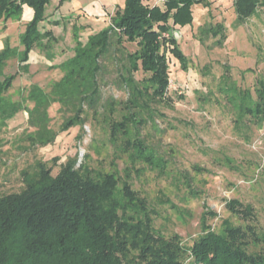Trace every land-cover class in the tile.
Masks as SVG:
<instances>
[{
  "label": "trees",
  "instance_id": "16d2710c",
  "mask_svg": "<svg viewBox=\"0 0 264 264\" xmlns=\"http://www.w3.org/2000/svg\"><path fill=\"white\" fill-rule=\"evenodd\" d=\"M49 3L0 0V21L21 18L24 6L34 11L19 38L23 50L17 53L6 41L0 51V124L26 112L33 130L24 134L23 149L32 151L53 145L60 134L77 127L81 130L77 139L82 142L85 126L91 128V120L102 118L111 143L127 156V165L120 171L113 163L112 171H104L92 167L85 155L83 160L75 156L58 165L56 175L58 159L53 166L36 161L22 170L23 189L0 193V264H264V235L254 226L251 205L228 202L227 208L247 225L224 221L220 232L205 225L207 216L216 214L207 211L202 217V234L186 244L179 234L167 236L155 228L156 211L134 190V173L139 176L143 169L165 168L142 130L148 119L155 123L157 115L163 117L156 106L170 100L167 53L182 70H189L190 60L174 35L175 27L192 26L193 8H210V1L125 0L110 24L89 36L86 43L74 26V55L59 65L63 76L48 91L32 84L25 97L10 100L8 93L20 71L28 70L31 52L38 47L48 49L56 41L52 31H40ZM233 7L242 24L258 15L264 0H234ZM199 33L203 45L213 38V45L221 48L227 39L220 23L201 28ZM126 42L136 44L137 50L129 52ZM14 58L18 72L5 74L8 61ZM111 71L127 99L105 98L104 79ZM226 91L236 94L230 96V103L238 126L247 118L264 124V79L255 90L256 99L234 86H227ZM55 104L62 118L57 129L50 116ZM258 245L263 247L251 251Z\"/></svg>",
  "mask_w": 264,
  "mask_h": 264
},
{
  "label": "rangeland",
  "instance_id": "374dc122",
  "mask_svg": "<svg viewBox=\"0 0 264 264\" xmlns=\"http://www.w3.org/2000/svg\"><path fill=\"white\" fill-rule=\"evenodd\" d=\"M209 1L210 8H193L192 26L175 27L174 35L190 60L189 70H182L179 62L167 53L172 81L170 100L156 106L163 117L157 115L155 123L148 119L142 130L143 138L165 168L143 169L139 176L133 174L134 190L147 198L157 213L155 228L167 236L179 234L186 244L202 234V217L207 211L216 214L208 215L205 225L217 232L222 230L224 221L246 226L245 220L227 208L232 200L254 208V226L259 235H264V124L247 118L245 124L238 126L230 103V96L236 94L226 91L227 86H234L240 93L249 91L256 99L255 90L264 79V8L239 24L234 0ZM124 2L50 0L47 20L40 24V31H52L56 41L48 49L38 47L31 52L28 70L20 71L8 93L10 100L25 97L32 84L48 91L52 82L63 76L59 65L74 55V26L79 28L80 40L86 43L89 36L110 24ZM33 18V9L24 6L21 18L0 21V51L9 41L20 53L23 50L20 35ZM219 23L225 26L227 35L223 47L214 46L213 38L201 44L200 29ZM124 46L129 52L137 50L136 44L126 42ZM110 70L113 71L112 67ZM112 71L104 79V96L125 100L128 94L115 84L116 74ZM4 72H18L17 58L8 61ZM136 76L142 78L141 73ZM58 108L55 104L50 109L52 126L56 129L62 121ZM102 120H91V128L85 126L82 142L77 139L81 133L77 127L60 134L53 145L32 151L23 149L24 134L33 130L26 112L18 113L5 125L0 124V193L20 192L24 186L22 170L36 161L53 166L58 159L53 171L56 175L58 165L69 158L76 156L83 160L89 155L94 168L112 171L116 163L122 171L127 156L111 143ZM262 247H252L251 251Z\"/></svg>",
  "mask_w": 264,
  "mask_h": 264
},
{
  "label": "built area",
  "instance_id": "2783aa9c",
  "mask_svg": "<svg viewBox=\"0 0 264 264\" xmlns=\"http://www.w3.org/2000/svg\"><path fill=\"white\" fill-rule=\"evenodd\" d=\"M170 86H172V81H171V83H170Z\"/></svg>",
  "mask_w": 264,
  "mask_h": 264
}]
</instances>
